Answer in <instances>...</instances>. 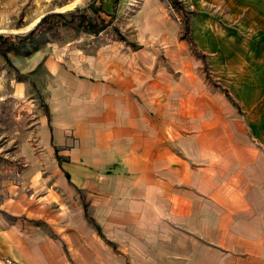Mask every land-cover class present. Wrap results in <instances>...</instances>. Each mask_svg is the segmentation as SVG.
Wrapping results in <instances>:
<instances>
[{"label":"crops","instance_id":"obj_1","mask_svg":"<svg viewBox=\"0 0 264 264\" xmlns=\"http://www.w3.org/2000/svg\"><path fill=\"white\" fill-rule=\"evenodd\" d=\"M186 1L185 33L169 0H99L112 24L49 59L59 101L22 143L0 264H65L81 195L139 240L131 264H264V0Z\"/></svg>","mask_w":264,"mask_h":264},{"label":"rangeland","instance_id":"obj_2","mask_svg":"<svg viewBox=\"0 0 264 264\" xmlns=\"http://www.w3.org/2000/svg\"><path fill=\"white\" fill-rule=\"evenodd\" d=\"M90 1L0 0V32L7 35L27 33L43 16L79 9ZM182 3L183 7L188 5L186 0ZM113 30L116 35L123 36L115 26ZM87 32L91 31L58 23L25 46L9 50L6 56L0 53V206L8 196L10 184L26 166L22 143L29 151L37 152L41 146L42 124L47 131L51 126V111L58 105L59 97L55 90L51 91L48 77L49 59L55 60L58 54L64 59L67 47L73 43L95 39L86 35ZM66 43L69 46H65ZM89 207L88 201L91 216ZM94 223L95 219L88 221L84 212L82 230L71 233L70 242L63 245L65 264H131L128 253L138 248L139 240L107 238L102 231L96 230ZM109 241L115 243L114 248Z\"/></svg>","mask_w":264,"mask_h":264},{"label":"trees","instance_id":"obj_3","mask_svg":"<svg viewBox=\"0 0 264 264\" xmlns=\"http://www.w3.org/2000/svg\"><path fill=\"white\" fill-rule=\"evenodd\" d=\"M171 2L175 12L180 13L182 16L186 33L188 30L187 23L189 14L183 8L181 0H171ZM113 19L114 15L106 12L100 2L91 0L82 8L56 11L43 16L40 21L27 31V33L7 35L0 32V53L6 56L9 50L25 46L27 42L34 40L41 35L43 31L52 28L58 23L68 27H75L83 31L89 30L98 33L102 31L104 27L111 24ZM82 199L83 211L85 212L86 219L90 222H94L93 217H91L88 212V201L84 197H82ZM36 221L45 224L43 221Z\"/></svg>","mask_w":264,"mask_h":264},{"label":"bare ground","instance_id":"obj_4","mask_svg":"<svg viewBox=\"0 0 264 264\" xmlns=\"http://www.w3.org/2000/svg\"><path fill=\"white\" fill-rule=\"evenodd\" d=\"M205 145H206V144H205ZM201 153H202V152H201ZM207 153H208V152H207ZM200 158H201V157H200ZM212 158H213V157H212ZM208 161H209V160H208ZM213 166H214V165H213ZM203 181H204V180H203ZM208 181H209V180H208ZM208 181H207V182H208ZM205 183H206V182H205ZM208 183H210V182H208ZM206 184H207V183H206ZM210 184H211V183H210ZM211 185H212V184H211ZM234 217H235V216H234Z\"/></svg>","mask_w":264,"mask_h":264},{"label":"built area","instance_id":"obj_5","mask_svg":"<svg viewBox=\"0 0 264 264\" xmlns=\"http://www.w3.org/2000/svg\"><path fill=\"white\" fill-rule=\"evenodd\" d=\"M181 1H183V0H181Z\"/></svg>","mask_w":264,"mask_h":264}]
</instances>
